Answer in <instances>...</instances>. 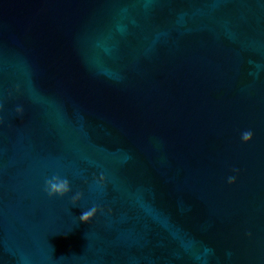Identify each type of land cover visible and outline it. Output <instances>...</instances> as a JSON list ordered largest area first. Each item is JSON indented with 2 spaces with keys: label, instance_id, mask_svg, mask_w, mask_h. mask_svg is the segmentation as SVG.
I'll return each mask as SVG.
<instances>
[{
  "label": "water",
  "instance_id": "1",
  "mask_svg": "<svg viewBox=\"0 0 264 264\" xmlns=\"http://www.w3.org/2000/svg\"><path fill=\"white\" fill-rule=\"evenodd\" d=\"M0 264H264V0H0Z\"/></svg>",
  "mask_w": 264,
  "mask_h": 264
},
{
  "label": "clouds",
  "instance_id": "2",
  "mask_svg": "<svg viewBox=\"0 0 264 264\" xmlns=\"http://www.w3.org/2000/svg\"><path fill=\"white\" fill-rule=\"evenodd\" d=\"M253 133L252 131H245L242 134V140L247 143L252 140ZM103 179V177H101ZM235 182V177H230L229 178V183H234ZM70 183L66 178H60L59 176H53L50 179H47L45 181V191L47 194L52 197V196H60L63 197L65 196L69 191H70ZM73 204L77 200L80 199V194L78 193L76 196L73 198ZM97 208L93 207L90 210L84 211L82 215L79 217L80 221L88 223L90 220L93 219V217L96 215Z\"/></svg>",
  "mask_w": 264,
  "mask_h": 264
}]
</instances>
